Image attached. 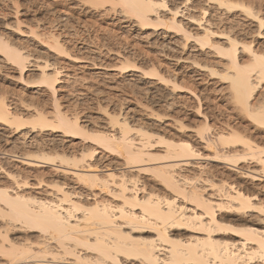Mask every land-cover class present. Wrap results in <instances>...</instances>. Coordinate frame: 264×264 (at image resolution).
I'll return each instance as SVG.
<instances>
[{"label":"bare ground","instance_id":"1","mask_svg":"<svg viewBox=\"0 0 264 264\" xmlns=\"http://www.w3.org/2000/svg\"><path fill=\"white\" fill-rule=\"evenodd\" d=\"M86 2L94 9L107 4L114 10L119 7L122 14L135 19L140 27L164 26L165 32L173 31L159 45L164 53L166 49L181 52L180 48L185 50L190 44L195 49L213 51L220 59V64L216 62L220 65L218 71L197 60L193 65L207 69L209 77H219L225 102L220 120L216 121L220 125L217 130L213 128L214 133L209 123L211 118L203 115L202 126H195V135L205 146L203 149L209 151L207 154L200 153L198 141L167 138L143 125L133 127L128 119H121V114L109 115V128L89 131L80 118L69 116L58 104L56 87L62 74V68L56 66L59 64L50 63L51 58L47 57L34 58L25 49L26 44L20 45L21 40L19 44L14 42L13 34L23 33L21 22L14 24L16 32L12 24L3 23L14 29L9 34L0 29L1 64L15 67L13 70L20 80L29 65L36 66L38 79L34 76L36 80L31 81L28 75L31 80L25 81L46 86L53 100L50 109L54 111L46 112L49 104L46 106L43 102L47 101L39 98L46 106L45 111L41 105L34 112L28 108L33 101H27L28 107L25 101L26 109L32 110L25 115L23 106L20 108L25 114L18 111L19 107L12 110V103L7 101L9 92L0 94V139L14 135L11 149L1 150L6 155L13 154L22 166L30 169L48 165L42 171L23 173L0 162V264H264V4L255 0H173L172 5L168 0ZM17 10L15 15L19 14ZM65 12L58 16L62 24L58 26H63L64 31L50 33L49 38L42 40L58 57L68 54L63 39L69 32L65 23L71 14ZM30 32L41 37L32 29ZM176 58L179 61L177 55ZM184 60L187 61L186 57ZM129 67L125 62L120 70ZM142 71L161 83L174 80H167L155 69ZM176 76L170 77L175 78L173 89L178 87ZM179 88L176 90H183ZM194 96L199 98L198 94ZM21 100L23 97L18 100L20 104ZM198 109L196 112L200 114L202 109ZM149 115L153 117V113ZM182 122L178 128L183 130L187 123L182 125ZM45 131L50 136L60 132L67 138L78 136L83 144L90 141L94 146L87 149L88 145H83L86 147H80L81 153L70 152L45 138ZM40 132L44 134L42 137ZM155 143L163 144L162 153L154 152L158 146ZM200 157L234 166L236 180L221 181L223 185L218 188L210 186L212 193L204 184H194L191 174L181 172H196L201 165L193 161ZM143 173L151 174L171 193L168 196L154 191L144 193L146 184L137 176ZM175 229L179 234L172 232Z\"/></svg>","mask_w":264,"mask_h":264},{"label":"rangeland","instance_id":"2","mask_svg":"<svg viewBox=\"0 0 264 264\" xmlns=\"http://www.w3.org/2000/svg\"><path fill=\"white\" fill-rule=\"evenodd\" d=\"M46 1L47 0H0V29L2 31L7 30L6 32L7 34H9V32L15 28L14 31L16 32L17 30L16 27L17 25H19L18 23L21 22L20 27L22 28L23 33L17 31L18 33L16 32L15 34H13L12 38L15 39V40L13 39L14 42L16 43V41H18V44L20 43V40L22 41V43L25 42L24 44L20 43V45L23 46L26 44L24 46L25 49L26 50L29 49L28 51L32 54V56H34V58L37 57L40 58L42 57L43 59L51 58L50 63L52 61L53 64L58 63L60 65L59 66L56 64L57 67L62 68V74L59 77L60 80L58 81L56 87L57 88L56 97L58 100V104L60 105V107L62 105V108H64L66 114L68 113L69 116L72 115L71 117L80 118L83 127L85 126L84 128L89 131H93V129L96 131L97 130L103 131L105 128L109 126L108 125L110 123L109 120L111 119L109 115L113 116L114 114L115 115L121 114L122 115L121 119H126V120L128 119L127 122L133 127H138L139 125H143V127L144 126H146V128L148 127L147 128L148 131H150L149 128L156 130L158 134L163 136L165 135V137L167 136V138H169V136L170 137L172 136L171 138L174 137L177 139L179 137H182L191 140V142L193 143L194 142L197 143L198 141L197 144L198 146H200L199 148H201L200 153L203 152L204 154H207L209 152L203 149V147L205 148V146H203V144L199 142L200 138L197 135H195L197 129L196 127L198 125L202 126L200 125L201 120L203 122L205 116H208V119L211 118L209 119V123L211 121L210 125L212 126V129L216 128L217 130V126L219 127L220 124L218 122L216 123V121L220 120L219 118L221 116V112H222L221 110L224 109L223 103L225 102L223 101L224 99L222 100L223 96L220 90L221 83H219L220 82L218 80L219 77L218 76L216 77L215 75H214L215 77L213 76L209 77L211 75L209 74V71L207 69L202 70L198 66H195L193 64L195 60H197L196 62H199L201 65L203 66L207 65L209 67H212L214 70L218 71L220 69V65H219L220 61L218 62L219 57H217V55H214L215 53L213 51L210 50L208 51L207 49L205 52L200 49H195L197 47H193L192 46L193 44H190L185 48V50L183 48L182 49L178 48L181 52H177L178 50L176 49H175L176 51L175 50L168 51L166 49L164 53V50L162 51V48L159 45L165 40L166 35H171V33L173 32L171 30H170L171 32L170 31L165 32L167 29L164 30L165 29L164 26L163 27L159 26L155 28L140 27L135 22V19L129 18V16L122 14L121 9L119 7L115 8V10L112 9L110 4L109 5L107 4L104 7H95L94 9L91 6L92 4L86 2V0H84L85 3L80 0L81 4L79 3V0H50V1L48 0L47 2ZM168 1L169 4L172 5L171 1L173 0H168ZM255 1L264 4V0L261 1L255 0ZM76 4L79 6H77ZM83 4L84 5L87 4V5L83 6ZM16 9H18L17 10V12H19V14L17 13L18 15H15ZM109 9L113 11H110ZM65 11H68L71 14L69 22L65 23L67 29L64 28L69 32L65 34L66 36L63 39L66 42L69 55L61 54L59 58L58 57L59 54H57L56 56V52L54 50L49 51L48 46H46L45 43L42 42V40L49 38L50 33H58L64 31L62 28L63 26L59 27L62 24L61 23L59 24L58 16L61 14L62 15L65 14L66 13ZM17 19L20 21H17ZM16 22L17 25H14L16 24ZM3 23L6 26L13 25L14 28L12 27H11L12 29H10V27L7 28L6 26H4ZM255 24L256 23L252 25L255 26ZM54 26L56 29L54 28ZM31 29L41 37H35L34 35H32L30 32ZM5 31H3V33H6ZM115 45H117L118 47L117 46L114 47ZM198 51H200L201 53H199ZM128 55L130 58L128 57ZM176 55L177 57H179L178 58L179 61H177ZM55 56L58 58H55ZM76 57L78 59H75ZM185 57L187 61L184 60ZM91 59H94L95 62L91 61ZM134 59H136V61ZM31 61H34V59ZM125 62L130 67L125 71H121L120 67L122 63ZM177 62L179 64H177ZM216 62H218L219 64ZM92 64L95 65L93 66ZM0 65H3L2 68H0V90L2 89L1 87H3V89L5 88V90L2 89V92L0 91V94L2 93V95H5L6 92L12 93V94L8 93L6 95L9 98V99L7 98L8 103L9 104L12 103L11 107L13 111L14 109L16 111L17 110L16 108L19 107L18 108L19 112L24 111V113L23 112L22 113L25 114L27 112L25 115H28V113L32 112V110L36 112L38 110V108L36 107L41 106L43 101H47V103L43 102V104L45 103L46 106L48 104L52 105V106L48 105V107L46 108V112L47 111L49 112V110L54 111V108L50 109L51 107H53V102H51L53 100L51 96H50L51 98L49 97V95L51 94L49 91L46 90L47 89L46 86L31 82L33 81V79L36 80L35 77L38 79L39 76V71H37L36 66L29 65V67L27 68L28 72L25 71L24 74L25 78L23 77L22 79L23 81H22L20 80L17 71L13 70L15 69V67L13 66H12L13 68L9 67L11 65H7L4 62H2L1 64V61H0ZM178 67H180V69ZM152 69H155L160 75L164 76L169 81L174 79L171 81V83L173 81L175 82V78H170V77H174L177 75L176 77L179 78V80L176 79L177 86L180 87L179 89H183V90H176L178 87H176V89H173V86H175L174 82L172 84L170 82L161 83L158 80V78H154L149 75L145 76V74L142 71V70L150 71ZM28 75L32 80L27 77ZM200 75L203 76V79H201L202 77ZM26 78L30 79L31 81L30 80L29 81L34 85H32L29 81H28L29 83H27L25 81ZM178 83L179 84L182 83V84L178 85ZM188 83L190 84L189 86L190 89L188 88L187 89L191 90V92L186 89L187 85H189ZM63 85L64 86L67 85V86L64 87ZM149 89L150 90L153 89L154 91L157 89L156 90L157 92L155 91V94L153 95L154 91L153 90L149 91ZM196 89L198 90L199 93L197 92ZM3 92H5V94ZM150 92H152V95ZM192 92H194V94H192ZM197 94L199 95V98H197L198 96H194ZM14 95L16 97L20 96V98L19 97L16 98L14 97ZM204 96H206L207 98H204ZM22 97L24 100H21L22 104H20L21 102L19 101L20 102L19 103L18 100L22 99ZM13 98H16L17 100L16 99L13 100ZM39 98L42 100V102ZM37 99H39L40 102H38ZM198 99H200V101H198ZM25 101H26L25 106L26 107L29 106L28 108H32V110L31 109L29 110L28 108L26 109V107L24 106ZM27 101L28 103L33 101L32 103L33 104L37 103V105L35 106L32 105L33 106L32 107L30 105L32 103L28 105ZM199 102L202 104L200 105ZM14 104L17 106H15ZM45 105H42L43 107L42 108L39 107V108L45 111V109H43L46 107ZM20 107L25 109L26 112ZM197 107L198 108L201 107V109L204 110L203 111L201 110L200 111L201 113L198 114L199 112L198 111H197L198 113L196 112V109L199 110ZM52 111L50 112L52 113ZM149 113L151 114L153 113V117H151L152 115L148 116ZM156 115L157 117L153 119ZM176 121H178V123ZM181 122L182 125H185L187 123L185 125L187 130L185 127H184L185 129L183 130L180 127L182 131L180 130V128H178L179 125H181L180 124ZM150 123H152V125ZM148 124H150L151 126ZM212 124L215 125V127ZM213 130H214L213 132L215 133L216 130L215 129ZM45 133H47L48 136ZM29 134L31 135L32 133ZM29 134L28 137L30 138ZM40 134L41 137L45 134L46 135L45 138H47L48 140H53L54 144L56 145L59 144L60 148L63 147L68 151L70 150V152H73L74 150L75 152L81 153V148L86 147L83 145H88L87 149H89L91 145L94 146V143L90 141L87 142L84 141V143L86 144H83V140L81 139V137L78 136L68 137V138L64 137L61 132L57 133L58 135L56 133H54L53 135L51 134V136L50 133L47 131H45L44 134L40 132ZM7 135L10 136L8 137ZM7 135H6L7 139L3 138L6 136H1L0 139L3 142L2 143L0 141V145H1L0 162L1 161L3 162V163L1 162L2 165H5V167L7 168L12 167L14 170L22 171L23 173H25V170L26 173L29 170L42 171L45 167H48L47 164L45 165L42 164V165H38V167L35 169L34 168L30 169L29 167L27 168L25 166H22L19 163L20 162L19 158L14 157L13 154L6 155V153L3 152L1 149L3 148L11 149L14 141V137H13L14 135L11 134H7ZM10 137L12 139H10ZM28 137L27 140L30 141L31 139H29ZM41 137H39V139ZM50 137L51 138L54 137V139L53 138L51 139ZM55 138L57 139L58 143L55 142L56 141ZM3 139H5L6 141ZM4 142H7L8 144ZM157 145H156L157 147H154L157 149V150L155 149L154 152L158 151L157 153H159L161 152V148H164V146L163 144L161 146L160 144ZM15 150L19 151L20 149H15ZM97 153L99 154V151ZM201 158L202 157H200V159L196 158L193 161L201 165L199 166V169L196 172L190 171L188 173L189 170L188 171L184 170V172L183 171L181 172L184 175H188V176L191 174L190 176H192L195 179V180L193 179L195 183L192 181L194 184H197L198 182H199L198 185L204 184L203 186L207 187V191L212 193L211 192L212 187L210 186L213 185L216 188H218L223 185L224 180H227V182H232L233 180H236L234 166L232 167L231 165L223 164L220 161L218 162V160L213 161L211 159H204L206 157L202 159ZM19 167L21 168L24 167L25 169L22 168L20 170ZM150 175L149 174L144 175V173L140 174V176L137 175L139 178L137 179L139 181H142V183L146 184L144 193L154 191L158 195L168 196L171 193L170 189L166 187L163 183H161L159 180L155 179L152 175H151L152 177ZM218 178L219 180L220 179L221 180L219 181ZM221 181H223L222 185L221 183H219ZM208 183L211 185H208ZM214 183L216 184L214 185ZM208 187H210L211 190ZM172 232L175 234L176 233L179 234V231L178 230L176 231V229L175 232L174 230Z\"/></svg>","mask_w":264,"mask_h":264}]
</instances>
